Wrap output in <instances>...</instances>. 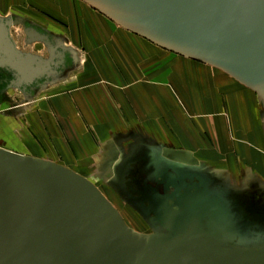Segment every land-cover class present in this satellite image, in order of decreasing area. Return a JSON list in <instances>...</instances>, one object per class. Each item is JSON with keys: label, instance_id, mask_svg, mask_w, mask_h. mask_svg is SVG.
I'll return each mask as SVG.
<instances>
[{"label": "water", "instance_id": "water-1", "mask_svg": "<svg viewBox=\"0 0 264 264\" xmlns=\"http://www.w3.org/2000/svg\"><path fill=\"white\" fill-rule=\"evenodd\" d=\"M79 1L123 30L251 90L264 124V0ZM18 26L28 45L45 46L46 58L17 48L10 30ZM78 65L63 36L16 14L0 16V117L22 111L12 110L10 91L31 99ZM139 148L120 152L114 182H108L146 219L150 234L130 229L80 174L0 146V264H264V219L239 213L231 203L243 190L183 152L167 150L176 156L165 158ZM139 162H145L136 183L143 184L136 191L141 203L122 186ZM254 185L264 195V184L255 179Z\"/></svg>", "mask_w": 264, "mask_h": 264}, {"label": "crops", "instance_id": "crops-1", "mask_svg": "<svg viewBox=\"0 0 264 264\" xmlns=\"http://www.w3.org/2000/svg\"><path fill=\"white\" fill-rule=\"evenodd\" d=\"M79 3L117 28L116 33L122 41H117L120 46L118 52L126 55L133 62L143 61L140 65L142 71L140 73L139 70L137 74L139 79H136L130 70L124 68L112 44L104 42L105 37L100 32L96 39L102 42L99 45L101 49H98L95 41L90 40L88 36L85 40L83 39L84 43L89 45V48H86L81 45L82 36L78 34L79 31H69L63 26V29L67 31L64 33L53 28L62 33L67 40V46L77 52L79 65L65 81L45 89L31 99H25L15 91L8 93L7 97L11 100L12 110L21 108L22 111L13 116L0 117L1 147L27 156L46 159L71 169L67 165L69 159L66 155L72 158V151L75 152L76 147L87 151L93 143L90 133L85 126L84 128L76 125L69 126L65 119L62 134L56 133L52 125V120L56 121V119L54 120V116L50 113L47 114V118L45 113L49 106L48 101L57 100L59 96L74 87L72 84L76 80L83 79L90 66L93 68L91 70L99 75V80L112 81L117 85L127 83L130 86L132 99L130 102L141 107L142 118L140 117L139 120L141 119L140 124L143 128L153 133L154 131L161 133L159 123L166 121L172 126L173 134L184 130L186 141L191 140L197 149L195 140L199 142L200 139L202 152L213 158H210L211 160L226 159L234 162L233 168L245 171L251 179H257L264 184V124L258 113L260 109L258 99L251 90L219 70L154 46L118 27L83 2L79 1ZM95 26L99 31L98 24L95 23ZM81 34L85 32L81 31ZM133 41H137L143 47L142 50L135 47ZM152 52L158 55L166 54L179 61L169 69L173 75L168 87L162 86L164 80L160 76L153 77L152 74L143 71L146 65L149 68L159 67V70H162L161 61L157 57H152ZM151 77H153L152 80ZM24 101L26 103L21 107H14L15 104ZM2 104L6 105L7 101ZM42 117H45L46 127L42 125ZM109 121L112 119L109 118ZM48 125H50L49 129ZM105 130L98 134V129L92 127L90 131L95 132L93 135L103 137L114 129H110L103 135ZM94 153L90 151L83 158L87 156L92 158ZM58 155L63 159L66 158L64 160L66 165L57 161Z\"/></svg>", "mask_w": 264, "mask_h": 264}, {"label": "rangeland", "instance_id": "rangeland-1", "mask_svg": "<svg viewBox=\"0 0 264 264\" xmlns=\"http://www.w3.org/2000/svg\"><path fill=\"white\" fill-rule=\"evenodd\" d=\"M11 14L22 16L46 27L59 29L64 33L67 32L63 29L64 27L69 31H79L78 34L80 37L82 36V38H80L82 41L81 45L86 48H89V45L86 42L85 44L84 40L85 37L88 36L90 40L92 39V41H95L96 47L101 49L99 45H101L102 42L97 41L96 36L100 33L103 34L105 37H103L105 40L104 42H110L112 44L118 58H121L124 68L128 71L130 70L131 74H133L136 79H139L137 74L139 70L140 73L142 71L140 65L143 61L140 63L133 62L126 55L119 53L120 46L117 41H122L120 36L116 33L117 28L87 9L84 5L79 3V1L0 0V16L6 17ZM95 23L98 24L99 31L96 30L97 26H95ZM81 31H84L85 34H81ZM11 33L21 51L34 53L35 55H45L43 46L39 44L23 49L22 43L24 38L21 28L16 27L12 29ZM133 43L135 47L142 50L143 47L137 41H133ZM151 54L152 57H157L158 60L161 61L162 70H159V67L149 68V66L146 65L148 70L145 68L143 70L144 73L152 74L151 76L153 77L160 76V78L164 80L162 86L168 87L173 75L169 69L179 61L166 54L158 55L155 52ZM91 69L93 68L89 66L85 77L76 80L74 84H72L74 87L66 91L64 95L59 96L57 100H52V102L51 100L48 101L49 106L46 108L47 113H45V116L48 118L47 114L50 113L54 116H52L54 120L56 119V121L52 120V125H54L56 133L62 134L65 121L69 126L74 127V125H76L83 128L85 126V129L89 131L93 142L90 148L87 151H83V149L76 147L75 152L72 151V158L66 155L67 159H69L67 160L69 162L67 165L71 170L88 179L97 187L100 193L118 211L125 224L130 229L140 234L152 233V231L143 224L141 216L135 214L128 207L129 205L105 178V172L107 170L106 165L111 160L114 154L113 152L116 151L115 149L121 151L125 155H131L134 149L142 145V142H149L153 145L173 149L176 152H183V154L193 157L204 169L215 174L227 182V184H230L231 187L246 191L250 189L249 185L254 184L255 180L251 179V176L245 171L243 172L232 167L234 162L226 159L221 161L211 160L213 158L208 157V155H205L206 153L202 152L200 139L199 142L195 140L198 149L194 147V143H192L191 140L187 142L186 132L183 129V131L179 130L173 134L174 131H172V126L167 124L166 121L159 123V131L161 133L154 131V134L151 130L148 131L143 128L140 124L142 121L141 119L139 120L142 114L141 107L130 102L132 100L130 97V86L127 83L117 85L112 81L104 82L99 80V75ZM153 77H151V80ZM138 107H140V109ZM260 111L261 109H258L259 116ZM109 118H111L112 121H109ZM144 120L146 121L147 119ZM41 122L42 125L46 127L45 117L41 118ZM112 122L113 125H111ZM129 124L131 125L128 126ZM49 126L50 125H48V129ZM92 127L98 129V134H101V131L106 129L103 135L108 133L110 129L114 130L111 131L110 134L108 133L105 136L102 135L103 137H98V135H93L95 132L92 133V131H90ZM90 151L93 153L96 152L92 155V158H90V156H87L90 159L87 157L83 158L85 154H89ZM57 158V161L66 165L64 161L66 160L65 157L63 159L62 156L60 157L58 155ZM249 180L251 181L248 183Z\"/></svg>", "mask_w": 264, "mask_h": 264}, {"label": "flooded vegetation", "instance_id": "flooded-vegetation-1", "mask_svg": "<svg viewBox=\"0 0 264 264\" xmlns=\"http://www.w3.org/2000/svg\"><path fill=\"white\" fill-rule=\"evenodd\" d=\"M30 20V19H29ZM31 22L35 23L39 28L41 29H46L50 32H52L54 35H58V36H63L62 33H60L59 31L57 32L56 30H54L53 28L50 27H46L43 26L37 22H34L32 20H30ZM16 27L11 28L10 32L12 31V29H14ZM17 28H21L22 29V34H23V49L26 47H30L32 45H42L44 50H45V55L44 57L48 56V52L47 49L45 48V46L41 43H33L31 45L27 44L28 41V37L25 35L23 27L22 26H18ZM11 37H12V33H11ZM13 39V37H12ZM14 41V39H13ZM15 42V41H14ZM16 46L18 49H20L17 45V43L15 42ZM21 50V49H20ZM8 98V97H7ZM9 99V98H8ZM10 100V99H9ZM142 145L140 146L139 150H156L157 154H161L162 156H164L165 158H171L173 156V154H170L169 152H167V150L173 151L174 153H181V152H176L173 149H167V148H162L156 145H153L149 142H142ZM116 151L113 152L114 154L111 157V160L107 163L106 165V174H105V178L107 180H112L115 176L114 171H113V163L115 159H118L121 157L119 150L115 149ZM154 152V151H153ZM137 154V151H136ZM154 155V154H153ZM155 156V155H154ZM176 155H174L173 157H175ZM178 156V155H177ZM186 161V160H185ZM145 163V162H143ZM143 163H137L134 165H131V171L129 172V174H126V176L124 177V182H123V189L125 190V193H127L128 196L132 197L133 199H135V201H137L138 203H141V193H137V189L139 187H143V184L140 183L139 185L136 184L139 180H138V174L140 173L141 169H142V164ZM147 163V162H146ZM121 164H119L120 166ZM187 165V163L185 164ZM118 166V171L120 169V175L121 172H126L124 169V165L122 164L121 167ZM124 170V171H123ZM115 182L116 180H118V178L114 179ZM112 182H114L112 180ZM116 184V183H115ZM256 186H252L250 187V189L246 190V191H242L240 192V194L235 197V198H231V203L233 205V207L235 208V210L239 213H243V212H253L255 214L258 215V219H264V195L261 194V192L259 193L258 191L255 190ZM117 192V191H116ZM122 198V197H121ZM123 199V198H122ZM124 200V199H123ZM140 200V201H139ZM125 201V200H124ZM126 202V201H125ZM129 206V208L137 215L141 216V219L143 224L146 225L147 228H149L152 231V227L147 223L146 219L140 214V212H138L131 204H129L128 202H126ZM143 205L144 207L147 209L148 207L150 208V204L148 201H143ZM258 225H252L253 228L257 229Z\"/></svg>", "mask_w": 264, "mask_h": 264}]
</instances>
